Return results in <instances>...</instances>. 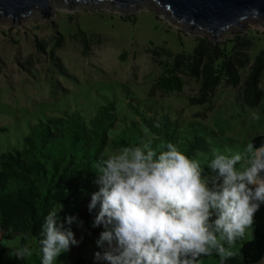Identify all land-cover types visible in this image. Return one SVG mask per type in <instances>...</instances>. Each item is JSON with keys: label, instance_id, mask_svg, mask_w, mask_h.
Masks as SVG:
<instances>
[{"label": "rangeland", "instance_id": "1", "mask_svg": "<svg viewBox=\"0 0 264 264\" xmlns=\"http://www.w3.org/2000/svg\"><path fill=\"white\" fill-rule=\"evenodd\" d=\"M236 34L253 38L251 57L264 45V29L253 23L217 42ZM197 36L203 35L178 30L145 10L119 14L100 7H74L67 12L54 7L50 20L30 18L18 26L0 22V151L18 146L30 124L64 111L89 116L106 100L119 104L126 117L134 118L127 105L131 101L149 103L150 111L170 113L182 122L192 121L205 134L211 153L242 151L252 137L264 135V98L254 107L241 101L248 66L238 65L242 80L237 86H217L199 104L188 103L189 96L199 94L196 77L177 72L184 82L180 92H166L156 84L165 63L176 54L191 53ZM259 89L264 95V84ZM253 113L259 118L252 120ZM117 151L107 148L106 155ZM81 187L71 202L55 207L61 209V221L66 215L83 221L81 227L71 226L81 243L58 257L63 264H93V252L98 250L95 240L102 228L91 227L95 213L87 210L96 188L86 180ZM22 244L32 254L23 261L9 259V250ZM40 258L36 238H0V264H39ZM216 260L208 257L200 264H216ZM257 264H264V257Z\"/></svg>", "mask_w": 264, "mask_h": 264}, {"label": "clouds", "instance_id": "2", "mask_svg": "<svg viewBox=\"0 0 264 264\" xmlns=\"http://www.w3.org/2000/svg\"><path fill=\"white\" fill-rule=\"evenodd\" d=\"M152 144L142 141L97 162L87 205L95 213L91 227L102 228L93 264H200L209 255L225 264L264 205V142L213 152L206 167L172 142ZM59 211L53 208L40 225V264H63L58 257L81 243L71 226L83 221L74 215L61 221ZM31 254L22 244L8 256L23 261Z\"/></svg>", "mask_w": 264, "mask_h": 264}, {"label": "trees", "instance_id": "3", "mask_svg": "<svg viewBox=\"0 0 264 264\" xmlns=\"http://www.w3.org/2000/svg\"><path fill=\"white\" fill-rule=\"evenodd\" d=\"M194 40L191 53L176 54L171 63H165L156 82L160 89L182 91L184 82L177 72L186 73L200 82L199 94L189 96L188 103H203L217 86L235 87L241 82L238 69L241 64L248 66L242 80V103L254 107L263 100L259 86L264 84V45L251 57L248 52L255 42L247 34H236L224 42H213L206 36H197ZM127 105L134 118L126 117L114 100L98 105L89 116L77 111L48 116L30 124L18 146L0 151V238L13 239L19 235L22 241H27L23 235L30 233L29 239L34 237L39 244L44 216L56 206L71 202L81 192L82 181L95 179L97 162L107 157V148L122 150L149 139L153 147L172 142L206 167L212 153L197 124L182 122L156 109L150 111L149 103L130 101ZM262 142L264 135L251 138L254 146ZM232 251L234 255L225 264H257L262 260L264 205L254 216L250 234ZM208 257L216 258L219 264L215 255L201 260Z\"/></svg>", "mask_w": 264, "mask_h": 264}, {"label": "water", "instance_id": "4", "mask_svg": "<svg viewBox=\"0 0 264 264\" xmlns=\"http://www.w3.org/2000/svg\"><path fill=\"white\" fill-rule=\"evenodd\" d=\"M54 7L61 12L100 7L119 14L145 10L213 42L249 23L264 29V0H0V22L18 26L30 18L50 20Z\"/></svg>", "mask_w": 264, "mask_h": 264}]
</instances>
